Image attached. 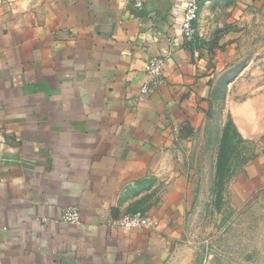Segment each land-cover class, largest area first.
<instances>
[{
    "label": "crops",
    "instance_id": "crops-1",
    "mask_svg": "<svg viewBox=\"0 0 264 264\" xmlns=\"http://www.w3.org/2000/svg\"><path fill=\"white\" fill-rule=\"evenodd\" d=\"M188 1L0 0V264L164 262L184 194L150 186L170 149L201 143L212 77L182 37ZM166 54L140 97L147 57ZM259 102L231 110L244 137L264 133ZM70 205L77 225L60 220ZM139 209L157 230L111 225Z\"/></svg>",
    "mask_w": 264,
    "mask_h": 264
},
{
    "label": "rangeland",
    "instance_id": "rangeland-1",
    "mask_svg": "<svg viewBox=\"0 0 264 264\" xmlns=\"http://www.w3.org/2000/svg\"><path fill=\"white\" fill-rule=\"evenodd\" d=\"M194 28L196 57L205 76L212 77L201 143L187 153L177 146L170 149L150 186L155 198L173 191L184 194L168 226L162 264H264V173L259 178L264 133L244 137L231 115L233 109L242 113L246 102L260 108L264 98V0H203ZM249 166L254 167L251 176ZM66 207L60 220L79 224V207L76 223L63 219ZM150 211L125 212L111 225L124 231L157 230L161 216ZM129 214L147 222L120 226L118 221Z\"/></svg>",
    "mask_w": 264,
    "mask_h": 264
},
{
    "label": "built area",
    "instance_id": "built-area-1",
    "mask_svg": "<svg viewBox=\"0 0 264 264\" xmlns=\"http://www.w3.org/2000/svg\"><path fill=\"white\" fill-rule=\"evenodd\" d=\"M148 0H130L132 8L141 9ZM203 0H189L183 13V19L181 24L182 37L186 42L190 43L195 40L196 33L194 23L200 11L201 3ZM168 57L166 55H149L145 61V73L146 78L139 88V93L143 97L148 92L164 82L163 68L165 61ZM63 219L67 222L76 223L79 220V212L76 206H68L63 210ZM145 217L139 214H129L124 216L118 224L124 228L132 226L142 225L146 223Z\"/></svg>",
    "mask_w": 264,
    "mask_h": 264
}]
</instances>
